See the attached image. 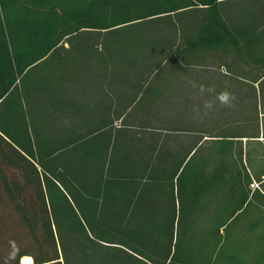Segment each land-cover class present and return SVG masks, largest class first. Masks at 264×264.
<instances>
[{"label": "trees", "instance_id": "obj_1", "mask_svg": "<svg viewBox=\"0 0 264 264\" xmlns=\"http://www.w3.org/2000/svg\"><path fill=\"white\" fill-rule=\"evenodd\" d=\"M226 1L0 0V99L29 67L58 56L65 40L86 31L204 9L203 23L183 47L169 50L186 56L189 49H218L235 39ZM59 153L44 152L28 127L0 125V196L7 206L0 214V264H21L24 256L34 264H197L202 237L180 230L178 212L186 157L171 174L151 177L169 188L168 205L163 217H144L137 214L144 184L137 165L121 164L115 152L107 165L61 168Z\"/></svg>", "mask_w": 264, "mask_h": 264}, {"label": "crops", "instance_id": "obj_2", "mask_svg": "<svg viewBox=\"0 0 264 264\" xmlns=\"http://www.w3.org/2000/svg\"><path fill=\"white\" fill-rule=\"evenodd\" d=\"M223 13L230 18L226 9ZM228 25L236 31L235 39H224L218 49H189L186 53L188 67H195L201 53L218 52L217 70H168L159 76L160 87L159 82L155 87H145L140 109H185L188 115L179 118L181 136L160 145L157 137L146 139L149 143L142 148L140 144L138 155L112 146L116 134L103 128L94 142L105 138L108 144L104 150L83 146L88 140L84 137L92 134L89 126H108L115 104L126 109L131 103V94L121 90L130 86L126 72L119 74L104 56L99 58L97 42L91 39L65 40L58 56L29 67L0 99V125L28 127L44 152L60 151L61 168L107 165L116 153L121 164L137 165L144 183L139 187L140 216L166 214L169 188L151 177L171 174L183 157L188 162L183 181L185 196H193L195 188L209 194L212 186L218 185L236 191L237 205H241L255 195L251 191L254 182L264 190V6L258 10L257 20ZM193 57L194 63L190 62ZM136 79L137 89L143 87L145 77ZM121 137L117 134L120 142ZM209 141L212 143L208 146ZM230 198L226 205L233 200ZM110 199L115 200L116 195L111 194ZM123 199L130 198L123 195Z\"/></svg>", "mask_w": 264, "mask_h": 264}, {"label": "rangeland", "instance_id": "obj_3", "mask_svg": "<svg viewBox=\"0 0 264 264\" xmlns=\"http://www.w3.org/2000/svg\"><path fill=\"white\" fill-rule=\"evenodd\" d=\"M262 2L264 0H227L223 8L232 20L245 23L257 20L258 10L264 6ZM203 10L193 9L178 15L148 19L110 32L86 31L75 36V39L72 37L73 41L95 40L100 50L99 58L104 56L107 63L118 73L126 72V81L130 84L129 87L121 89L131 94L128 107L119 109L116 103L113 119L108 126H89L88 131L92 134L84 137L88 140L83 146L94 149L99 146L104 150L108 144L105 138L101 142H94L103 129L105 132H115L116 138L112 146L119 145V149L124 148L125 153L130 152L133 155H138L140 144L142 148L144 143H149L146 139L157 137L160 145L164 140L181 136L178 124L179 118L185 119L188 115L185 109L147 111L140 109V99L144 98L145 87H155V83L161 79L159 76L168 70L185 72L188 69H218V52L207 50L199 55V59L197 57L195 67H188L186 56L177 52L172 54L169 50L170 45L176 49L183 47L186 39L195 32V28L203 23ZM190 59L194 63L195 58ZM138 76L145 77V84L137 89L135 80L137 81ZM157 87H160V82ZM117 134L122 136V143ZM211 143L209 141L206 145ZM258 187L259 183L252 184L251 191L255 195L241 205H237L239 200L235 197L236 191L225 190L218 185H213L209 194L202 192L200 188H195L194 195L190 198L182 194L181 210H178L182 216L180 230L191 228L190 233L202 237V240L196 241L197 264L204 260L206 261L203 264H264V190ZM231 196L233 200L226 205ZM5 208L6 202L0 196V214ZM221 224L224 226L221 227Z\"/></svg>", "mask_w": 264, "mask_h": 264}, {"label": "bare ground", "instance_id": "obj_4", "mask_svg": "<svg viewBox=\"0 0 264 264\" xmlns=\"http://www.w3.org/2000/svg\"><path fill=\"white\" fill-rule=\"evenodd\" d=\"M21 264H34L31 256H25L21 259Z\"/></svg>", "mask_w": 264, "mask_h": 264}]
</instances>
